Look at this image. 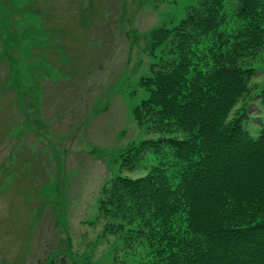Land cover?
Segmentation results:
<instances>
[{
	"label": "rangeland",
	"instance_id": "obj_1",
	"mask_svg": "<svg viewBox=\"0 0 264 264\" xmlns=\"http://www.w3.org/2000/svg\"><path fill=\"white\" fill-rule=\"evenodd\" d=\"M201 1L0 0V264H148L137 221L100 201L117 176L157 164L144 140L174 134L132 112L151 33ZM252 65L238 108L248 100L257 136L264 51Z\"/></svg>",
	"mask_w": 264,
	"mask_h": 264
},
{
	"label": "trees",
	"instance_id": "obj_2",
	"mask_svg": "<svg viewBox=\"0 0 264 264\" xmlns=\"http://www.w3.org/2000/svg\"><path fill=\"white\" fill-rule=\"evenodd\" d=\"M194 9L151 33L148 95L132 112L174 134L144 140L159 161L144 176H117L101 209L137 221L148 264H264V120L255 136L248 100L238 108L264 51V0Z\"/></svg>",
	"mask_w": 264,
	"mask_h": 264
}]
</instances>
